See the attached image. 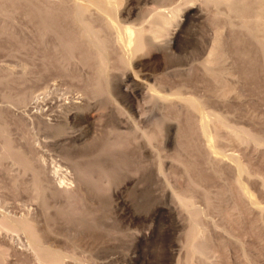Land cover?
Masks as SVG:
<instances>
[{
	"label": "rangeland",
	"instance_id": "obj_1",
	"mask_svg": "<svg viewBox=\"0 0 264 264\" xmlns=\"http://www.w3.org/2000/svg\"><path fill=\"white\" fill-rule=\"evenodd\" d=\"M115 1L0 0V264H55L25 216L56 264H264L257 0ZM128 27L144 34L132 54L118 41ZM41 154L67 167L72 191L37 185Z\"/></svg>",
	"mask_w": 264,
	"mask_h": 264
},
{
	"label": "bare ground",
	"instance_id": "obj_2",
	"mask_svg": "<svg viewBox=\"0 0 264 264\" xmlns=\"http://www.w3.org/2000/svg\"><path fill=\"white\" fill-rule=\"evenodd\" d=\"M113 1V0H112ZM115 1V0H114ZM117 1V0H116ZM115 1V2H116ZM227 1V3L228 4H230L229 2H232V1H234V0H226ZM235 1H239V0H235ZM59 2V1H58ZM60 2H62V1H60ZM68 2V1H67ZM75 2V1H74ZM89 2V1H88ZM255 2H258V6H257V9L256 8H254V6H253V8L254 9H256L255 10V12H253L254 13V15H253V13H252V18H251V20H253V23L254 24H256L255 26H258V30H259V33H260V36H259V40H260V42H264V0H257V1H255ZM77 3V2H76ZM90 3H91V1H90ZM94 3V2H93ZM110 3V2H109ZM243 4V3H242ZM77 5V9H78V11L76 12V14H75V18L76 19H78L80 22H81V24L83 25L81 28H82V31H81V34L84 36V38H86L87 39V41L90 43V44H92L93 45V48H94V55L96 56V58L98 59V63H99V69H100V71L101 72H103V73H105L106 71H107V68L109 67V66H107V65H109V63H107L108 61H107V59H109L108 57H107V52H106V48H105V44H104V42L102 41V39L99 37V35H97L94 31H93V29H92V26L89 24V23H87L85 20H84V18L82 17V12H83V10H84V8H85V5L84 4H81V3H77L76 4ZM232 5H234V6H232ZM256 5V4H255ZM96 6V5H95ZM110 7H112L111 5H109ZM115 6V5H114ZM230 6L231 7H229L230 9H232V8H235L236 6H235V4H233V3H231L230 4ZM239 7V6H238ZM245 7H247V5L245 6ZM249 7V6H248ZM248 7L246 8L247 9V11L249 10L248 9ZM116 8V7H115ZM237 8V7H236ZM253 8H250V10H252ZM243 8H241V10H242ZM246 9H243L244 11H246ZM249 10V12H251ZM92 11V10H91ZM243 11V13H245ZM246 11V12H247ZM248 13V12H247ZM242 14V13H241ZM249 14H251V13H248L247 14V16H249ZM100 16V15H99ZM73 17V16H72ZM88 17V16H87ZM250 17H251V15H250ZM75 18H73V19H75ZM110 19V18H109ZM245 19V18H244ZM246 19H248V18H246ZM250 20V21H251ZM166 21V20H165ZM243 21V20H242ZM245 22H246V20H244V25H246L245 24ZM247 23V22H246ZM249 23V22H248ZM252 23V24H253ZM77 24V23H76ZM164 26V25H163ZM248 26V25H247ZM246 26V27H247ZM249 26H251V25H249ZM248 26V27H249ZM116 27H117V24H116ZM119 28V27H118ZM120 29V28H119ZM153 29V28H152ZM155 29V28H154ZM160 30V29H159ZM250 30H251V27H250ZM153 31V30H152ZM99 33V32H98ZM117 34V33H116ZM75 35H77L78 36V34H75ZM144 35V34H143ZM143 35L141 34V32L140 31H137V32H135L134 34H133V31L131 30V29H129V27L126 29V31H125V36L124 37H121V36H118V41H120L121 43H122V47L124 48V51H125V53L126 54H129V53H131V52H135L136 50H138V49H140L142 46H143V44H144V40H143ZM72 38V37H71ZM104 39V38H103ZM71 40V39H70ZM77 41H79V40H77ZM106 41V40H105ZM115 41V40H114ZM150 41V40H149ZM76 42V41H75ZM151 42V41H150ZM65 43H66V41H65ZM86 43V42H85ZM88 43V44H89ZM153 43V42H152ZM69 44H70V41H69ZM69 44H68V46H69ZM115 44V43H114ZM117 44V43H116ZM119 44V43H118ZM67 46V47H68ZM92 47V46H91ZM119 46H117V48H118ZM121 47V48H122ZM118 50V49H117ZM119 50H120V48H119ZM123 52V51H122ZM138 52V51H137ZM136 52V53H137ZM132 54V53H131ZM214 53H212V51H211V54H209L210 56L211 55H213ZM94 56V57H95ZM110 56V55H109ZM119 56V55H118ZM124 57V56H123ZM125 57H127V56H125ZM129 58V57H128ZM209 58H212V57H209ZM125 59V58H124ZM131 59V58H130ZM207 59V58H206ZM120 60H121V58H120ZM110 61V60H109ZM122 61V60H121ZM129 61V60H128ZM125 62H126V59H125ZM207 62H208V60H207ZM211 62V61H210ZM202 64H204V62L202 63ZM207 64H209V63H207ZM206 67H208V65H205ZM112 67V66H111ZM205 67V68H206ZM125 72V71H124ZM99 73V72H98ZM102 73V74H103ZM100 74V73H99ZM109 75V74H108ZM130 75V74H129ZM102 76V75H101ZM109 77V76H108ZM124 77H125V75H124ZM137 77H138V75H137ZM104 79V78H103ZM131 79V78H130ZM136 79V78H135ZM107 80V79H106ZM105 80V81H106ZM118 80V79H117ZM127 80V79H126ZM141 80H143V79H141ZM116 81V80H115ZM120 81V80H119ZM133 81H135V80H133ZM107 82H108V80H107ZM107 82H106V84H107ZM113 82V81H112ZM111 82V83H112ZM123 82V81H122ZM147 82V81H146ZM117 83V82H116ZM120 83H121V81H120ZM147 84V83H146ZM149 84V83H148ZM110 85V84H109ZM125 85H126V83H125ZM141 85V84H140ZM152 85V84H151ZM107 86V85H106ZM137 86V85H136ZM145 87V86H144ZM150 87V86H149ZM115 88V87H114ZM125 88V87H124ZM129 88V87H128ZM120 89V88H119ZM107 91H108V89H106ZM141 90V89H140ZM153 90H156V89H154V87H153ZM118 91V90H117ZM130 91V90H129ZM113 92V91H112ZM116 92V91H115ZM131 92V91H130ZM120 93V92H119ZM137 93V92H136ZM151 93V92H150ZM154 93H156V92H154ZM127 94H129L128 92H127ZM133 94V93H132ZM177 94H179L178 92H177ZM180 94H181V92H180ZM134 95V94H133ZM133 95H132V97H133ZM168 95H169V93H168ZM167 95V96H168ZM136 96V95H135ZM162 96V95H161ZM167 96H165L164 95V97H166V98H168ZM179 96V95H178ZM177 96V97H178ZM175 97V96H174ZM176 98V97H175ZM162 99H163V97H162ZM165 99V98H164ZM163 99V100H164ZM184 100H186V102L188 103V104H190V105H192V106H194V105H196V99L194 98V97H191V96H189V97H184L183 98ZM171 100V99H170ZM173 100V99H172ZM176 99H174V101H175ZM177 101H178V99H177ZM198 101V100H197ZM165 102V101H164ZM179 102V101H178ZM198 103V102H197ZM200 103V102H199ZM81 104V101L80 100H64L62 103H61V105H64V107L66 106V107H68V106H70V105H72V106H78V105H80ZM132 104V103H131ZM184 104V103H183ZM201 106V105H200ZM203 107V106H202ZM37 108V107H36ZM72 108V107H71ZM195 108H197V107H195ZM40 111H41V108H40ZM127 112V111H126ZM36 113V112H35ZM201 113V112H200ZM37 114V113H36ZM207 114V113H206ZM201 118V117H200ZM204 118H206L205 117V115H204V117H202L201 118V121H202V126H203V128H202V130L204 131V133H206V129H205V127H204V123H205V119ZM68 119V118H67ZM49 122V121H48ZM51 124V123H50ZM225 124H226V122H225ZM200 127V126H199ZM147 131V130H146ZM127 134V133H126ZM146 134V133H145ZM150 139V138H149ZM5 146H6V151H7V154L8 153H13V149H12V146H11V144H9V142H5ZM209 146V145H208ZM208 146H206V147H208ZM210 146H212V145H210ZM209 148V147H208ZM211 148L212 147H210V150H211ZM215 148V147H214ZM209 153V152H208ZM211 153H212V150H211ZM215 154V153H214ZM42 155V154H41ZM211 155V154H210ZM232 158V157H231ZM37 165H36V169H35V182L37 183V185H62V189L61 190H63V191H65L66 193H69L70 191H72L73 190V188L71 187V186H64V185H76L75 183H74V180L72 179L73 177H71V174L69 173V170L67 169V167H63L61 164H59V163H56V162H52V164H48L47 162H46V159L43 157V155L42 156H40V157H38L37 159ZM20 161V160H19ZM28 161H26V160H24V159H21V163H27ZM43 187V186H42ZM41 187V188H42ZM47 187V186H46ZM56 187V186H55ZM247 189V188H246ZM248 190V189H247ZM44 191V190H43ZM42 191V192H43ZM248 192V191H247ZM54 194V193H53ZM40 195V194H39ZM46 206V205H45ZM16 214V213H15ZM21 217V216H20ZM7 218H9V217H7ZM7 218H5V219H7ZM12 218H14V217H12ZM11 218V219H12ZM15 219H16V217H15ZM1 220H2V218H1ZM12 220H14V219H12ZM1 222H3V220L1 221ZM19 223H20V225H18L20 228H23V229H25L27 232H28V234H29V236H30V239H31V245H32V247L35 249V251H36V254H37V256H38V258H39V260L41 261V262H51V263H54L55 262V264L57 263V261L60 259V256H62V255H60V253L58 252V250H56V249H53V248H51L50 246H46V245H44V240H43V238H42V236H41V234L38 232V230H37V228H36V225H35V223L33 222V220L31 219V218H29V217H27V216H25V217H22L21 218V220L19 221ZM13 224H14V222H13ZM17 224V223H16ZM0 225H1V223H0ZM3 225V224H2ZM17 226V227H18ZM9 227V226H8ZM14 228V227H13ZM12 228V229H13ZM20 228H19V230H20ZM11 229V230H12ZM13 230H16V229H13ZM198 231V230H197ZM26 232V233H27ZM195 233V232H194ZM28 236V237H29ZM28 244V243H27ZM47 256H50L51 257V260H46L45 258L47 257ZM65 256V255H64ZM60 263V262H59Z\"/></svg>",
	"mask_w": 264,
	"mask_h": 264
}]
</instances>
